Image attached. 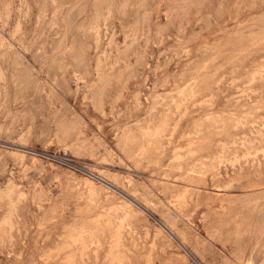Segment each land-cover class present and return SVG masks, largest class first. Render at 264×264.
<instances>
[{
	"label": "rangeland",
	"instance_id": "obj_1",
	"mask_svg": "<svg viewBox=\"0 0 264 264\" xmlns=\"http://www.w3.org/2000/svg\"><path fill=\"white\" fill-rule=\"evenodd\" d=\"M0 45V264H197L99 177L203 264L264 261V0H0Z\"/></svg>",
	"mask_w": 264,
	"mask_h": 264
},
{
	"label": "bare ground",
	"instance_id": "obj_2",
	"mask_svg": "<svg viewBox=\"0 0 264 264\" xmlns=\"http://www.w3.org/2000/svg\"><path fill=\"white\" fill-rule=\"evenodd\" d=\"M10 1H11V0H10ZM63 1H64V0H63ZM97 1H98V0H97ZM111 1H113V0H111ZM142 1H143V0H142ZM153 1H154V0H153ZM98 3H99V2H98ZM107 3H108V2H107ZM8 6H10V5H8ZM8 6H7V7H8ZM24 6H25V5H24ZM20 9H21V8H20ZM94 9H95V8H94ZM106 10H107V9H106ZM109 10H110V9H109ZM19 11H20V10H19ZM97 11H98V10H97ZM104 11H105V10H104ZM110 11H111V10H110ZM7 12H8V11H6L5 13H7ZM145 12H146V11H145ZM95 13H96V15H95L96 21L99 19L98 21L100 22V16H101V18H102V16H103L102 13L100 12L101 15H100V14H97V12H95ZM109 13L111 14V12H109ZM9 14H10V13H7L6 15L8 16ZM1 15H2V14H1ZM108 15H109V14H108ZM114 15H115V14H114ZM7 16H6V17H7ZM26 16H27V14H26ZM97 17H98V18H97ZM8 18H9V17H7L6 19L8 20ZM40 18H41V17H40ZM103 19H104V18H103ZM106 19H107V18H106ZM106 19H105V21H106ZM131 20H132V19H131ZM94 21H95V20H94ZM135 22H136V21H135ZM104 23H105V22H104ZM19 24H20V23H19ZM19 24H18V25H19ZM95 24H96V23H95ZM104 27H105V26H104ZM97 28H98V27H97ZM106 28H107V27H106ZM133 28H134V27H133ZM78 29H79V28H78ZM95 29H96V28H95ZM95 29H94V30H95ZM136 29H137V28H136ZM20 30H21V29H20ZM138 30H139V28H138ZM16 31L18 32V28H17ZM139 31H141V30H139ZM84 32H85V31H84ZM105 32H106V31H105ZM107 32H108V31H107ZM158 32H159V31H158ZM97 33H98V32H97ZM142 33H143V32H142ZM113 36H114V32H113ZM136 36H137V35H136ZM95 37H96V36H95ZM98 37H99V35H98ZM112 38H113V37H112ZM95 39H96V38H95ZM98 39H99V38H98ZM127 39H128V38H127ZM162 39H163V37H162ZM136 40H137V39H135V41H136ZM207 40H208V39H207ZM239 40H240V39H239ZM16 41H17V40H16ZM109 41H110V40H109ZM109 41H108V43H109ZM131 42H132V41H131ZM162 42H163V40H161V43H162ZM95 43H96V42H95ZM102 43H103V42H102ZM110 43H112V41H111ZM113 43H114V42H113ZM99 44H100V43H99ZM0 46H1V45H0ZM110 46H111V44H110ZM204 46H205V45H204ZM1 48H3V47H1ZM97 48H98V47H97ZM67 49H68V48H67ZM72 49H73V48H72ZM11 50H12V49H11ZM11 50H10V51H11ZM65 50H66V49H65ZM70 50H71V49H70ZM96 50H97V49H96ZM67 51H69V50H67ZM84 52H85V51H84ZM65 54H66V52H65ZM100 54H101V53H100ZM105 54H106V53H105ZM84 55H86V54L84 53ZM103 55H104V52H103ZM58 56H59V55H58ZM99 56H100V55H99ZM85 57H86V56H85ZM98 58H99V57H98ZM187 58H188V57H187ZM20 60H21V59H20ZM100 60H101V59H100ZM100 60L98 59V62H99ZM143 60H144V59H143ZM10 61H11V60H10ZM100 62H101V61H100ZM55 63H56V62H55ZM102 63H103V62H102ZM112 64H113V63H112ZM116 64H117V63H116ZM11 65H12V64H11ZM98 65L100 66V65H102V64H98ZM117 65H118V64H117ZM113 67H114V66H113ZM131 67H132V66H131ZM96 68H97V66H96ZM96 68H95V69H96ZM0 69H1V68H0ZM128 69H129V67H128ZM1 70H2V69H1ZM96 70H97V69H96ZM102 70H104V69H102ZM110 70H111V69H110ZM160 70H161V69H160ZM87 71H88V70H87ZM98 71H99V70H98ZM2 72H3V71H2ZM88 72H89V71H88ZM0 73H1V72H0ZM1 75H3V74H1ZM131 75H132V74H131ZM106 76H107V75H106ZM110 76H111V75H110ZM112 76H114V75H112ZM2 77H3V76H2ZM23 77H24V76H23ZM78 79H79V77H78ZM83 79H84V78H83ZM84 80H85V79H84ZM103 82H104V81H103ZM103 82H102V83H103ZM103 84H104V83H103ZM176 84H177V83H176ZM187 84H188V83H187ZM187 84H186V85H187ZM90 85H91V84H90ZM97 85H98V84H97ZM105 85H107V83H106ZM110 85H111V84H110ZM1 86H2V85H1ZM107 86H108V85H107ZM112 86H113V85H112ZM193 86H194V85H193ZM97 87H98V86H97ZM103 87H104V86H103ZM185 87H186V86H184L183 88H185ZM4 88H5V87H4ZM183 88H181V91H183V90H182ZM97 90H98V89H97ZM99 90H100V89H99ZM101 90H102V89H101ZM125 90H126V89H125ZM177 90H179L178 87H177ZM181 91H179L180 94H181ZM175 92H178V91H175ZM98 93H99V92H98ZM98 93H97V95H98ZM167 93H170V92H167ZM172 93H173V92H171V94H172ZM179 93H178V94H179ZM182 93H183V92H182ZM99 94H102L101 91H100ZM180 94H179V95H180ZM120 95H121V94H120ZM158 95L160 96V94H158ZM192 95H193V94H192ZM85 96H86V95H85ZM85 96H84V97H85ZM98 96H99V95H98ZM160 98H162V97H160ZM166 98H167V97H166ZM86 99H87V98H86ZM88 100H89V99H88ZM227 100H228V99H227ZM173 101H174V103H175V99H174ZM99 102H100V101H99ZM101 102H102V101H101ZM201 102H202V101H201ZM206 102H207V101H206ZM97 103H98V102H97ZM189 103H190V102H189ZM203 103H204V102H203ZM99 104H100V103H99ZM200 104H201V103H200ZM139 105H140V104H139ZM92 106H93V105H92ZM101 107H102V106H101ZM164 107H165V106H164ZM166 107H167V106H166ZM186 112H187V111H186ZM186 112H185V113H186ZM148 115H149V114H148ZM216 115H217V114H216ZM208 117H209V115L207 116V118H208ZM14 119H15V118H14ZM179 119H180V118H179ZM32 121H33V120H32ZM64 122H65V120H64ZM66 122H68V121H66ZM135 122H136V121H135ZM138 123H139V122H138ZM58 124H59V123H58ZM71 125H72V124H71ZM59 126H60V125H59ZM73 126H74V125H73ZM78 127H79V126H78ZM126 127H127V126H126ZM175 127H176V126H175ZM79 128H80V127H79ZM69 129H70V127H69ZM28 130H29V129H28ZM145 130L147 131V129H145ZM150 130H151V129H150ZM26 131H27V130H26ZM58 131H60V130H58ZM148 131H149V130H148ZM28 134H29V133H28ZM80 134H81V133H80ZM146 134H147V133H146ZM146 134H145V135H146ZM56 135H57V134H56ZM66 135H67V134H66ZM149 135H151V134H149ZM21 136H22V135H21ZM57 136H58V135H57ZM22 137H24V136H22ZM143 137H144V135H143ZM63 139H64V138H63ZM60 141L62 142V140H60ZM191 143H192V142H191ZM120 144H121V143H120ZM194 145H195V144H194ZM164 148H165V147H164ZM180 148H181V147H180ZM180 148H179V149H180ZM139 149H140V148H139ZM182 149H183V148H182ZM194 152H195V151H194ZM137 155H138V154H137ZM139 157H140V156H139ZM179 160H180V159H178V161H179ZM21 161H22V160H21ZM21 163L23 164V162H21ZM140 163H141V162H140ZM138 164H139V163H138ZM138 166H139V165H138ZM26 168H27V167H26ZM166 168H167V167H166ZM23 169H24V168H23ZM163 176H164V175H163ZM99 178L101 179V181H103V182L107 183L109 186L113 187V189L115 188L116 190H119L113 182L111 183V181H109V180H107V179H105V178H102V177H99ZM13 182H14V181H13ZM7 184H8V183H7ZM172 184H173V183H172ZM39 185H40V184H39ZM173 185H174V184H173ZM8 186H9V185H8ZM14 186H16V185H14ZM14 186H13V187H14ZM40 187H41V186H40ZM11 189H12V191H13V188H12V187H11ZM185 189H186V188H185ZM7 190L9 191V188H8ZM123 190H124V189H123ZM197 190H198V189H197ZM12 191H11V192H12ZM150 191H151V190H150ZM185 191H186V190H185ZM187 191H188V190H187ZM13 192H14V191H13ZM119 192H121V193H122L124 196H126L130 201H132L135 205H137V206H138L143 212L147 213V214L150 215V216L152 215L153 218H154V219L158 222V224L162 227V229H164L167 233H169V235H170L173 239H175V241L180 245V247H182V248L185 250V252H186V253H187V254H188V255H189V256H190V257H191V258H192L197 264H203V263H205V261L202 263V261L198 259L197 256H198L199 254H198L197 256L194 255L195 253H193V252L191 251V249L188 248V246L185 244V242H189L188 240L186 241V238H187V237H185L186 235H184V237H185V242H184V240L181 239V237H182L183 235H179V236H181V237H179V236L174 232L175 230L173 231V230L171 229V228H172V225H170V226H171V228H170L165 222H163L161 219H159L158 217H156V216L154 215V213H151V211L149 210L148 207H145L144 205L140 204V203L137 202L135 199H133V197L129 196L127 193L122 192L121 190H120ZM135 193H136V192H135ZM140 193H141V192H140ZM184 193L186 194L187 192H184ZM129 194H130V193H129ZM149 194H150V193H149ZM182 194H183V192H182ZM182 194H181V195H182ZM1 195H2V194H1ZM24 195H25V194H24ZM134 195H136V194H134ZM178 195H179V194H178ZM181 195H179V196H181ZM192 195H193V194H192ZM3 196H5V195H3ZM8 196H9V195H8ZM10 196H11V194H10ZM10 196H9V197H10ZM108 196H109V195H108ZM179 196H178V198H179ZM22 197H23V196H22ZM24 197H25V196H24ZM24 197H23V198H24ZM92 197H93V196H92ZM185 197H186V196H185ZM3 198H4V197H2V199H3ZM25 198H26V197H25ZM176 199H177V197H176ZM180 199H181V198H180ZM3 200H4V199H3ZM94 200H95V199H94ZM34 201H35V200H34ZM122 201H123V200H122ZM157 201H158V200H157ZM159 201H160V199H159ZM124 202H125V201H124ZM180 202H181V205H182V203L184 204L185 201H184V202L180 201ZM186 203H187V202H186ZM186 203H185V204H186ZM12 204H13V203H12ZM12 204H10V205H12ZM38 204H39V203H38ZM179 204H180V203H179ZM10 205H9V206H10ZM14 205H15V204H14ZM14 205H13V206H14ZM40 205H41V204H40ZM91 205H92V204H91ZM91 205H89V206H91ZM121 205H122V204H121ZM123 205H124V204H123ZM126 205H127V204H126ZM128 205H129V204H128ZM128 205H127V206H128ZM169 205H170V204H169ZM181 205H180V206H181ZM85 206H86V205H85ZM114 206L116 207V204H115ZM119 206H120V205H119ZM130 206H131V205H130ZM163 206H164V205H163ZM174 206H175V205H174ZM178 206H179V205H178ZM86 207H87V206H86ZM115 207H114V208H115ZM117 207H118V206H117ZM117 207H116V208H117ZM122 207H123V206H122ZM122 207H121V208H122ZM9 208H10V207H9ZM82 208H83V207H82ZM82 208H81V209H82ZM114 208H113V209H114ZM118 208H119V207H118ZM163 208H164V207H163ZM182 208H183V206H182ZM124 209H125V208H124ZM169 209H170V208H169ZM180 209H181V208H180ZM180 209H179V210H180ZM224 209H225V208H224ZM10 210H12V209L10 208ZM15 210H17V209H15ZM110 210H112V209H110ZM13 211H14V210H13ZM116 211H117V209H116ZM107 213H108V212H107ZM111 213H113V212L111 211ZM126 213H127V212H126ZM169 213H170V212H169ZM169 213H168V215H169ZM13 214H14V213H13ZM77 214H78V212H77ZM108 214L110 215V212H109ZM108 214H107V215H108ZM113 214H114V213H113ZM115 214H116V213H115ZM8 215H9V214H8ZM17 215H18V214H17ZM101 215H102V213H101ZM109 215H108V216H109ZM116 215H117V214H116ZM114 216H115V215H114ZM117 216H118V215H117ZM117 216H116V217H117ZM127 216H129V213H128ZM152 216H151V217H152ZM101 217H102V216H101ZM104 217H106V219H107V216H106V215H105ZM104 217H102L101 220H104V219H103ZM109 217H110V216H109ZM112 217H113V215H112ZM124 217H125V216H124ZM178 217H179V216H178ZM97 218H98V217H97ZM114 218H115V217H114ZM126 218H127V217H126ZM171 218H172V217H171ZM2 219H3V218H2ZM7 219H8V218H7ZM51 219H52V218H51ZM109 219H110V218H108V220H109ZM165 219H166V218H165ZM173 219H174V218H173ZM179 219H180V218H179ZM5 220H6V219H5ZM9 220H10V219H9ZM95 220H96V218H95ZM97 220L100 221V219H97ZM97 220H96V223H100V222H101V221L99 222V221H97ZM115 220H116V219H115ZM121 220H122V219H121ZM125 220H126V219H125ZM125 220H124V221H125ZM7 221H8V220H6V222H7ZM10 221H11V220H10ZM10 221H9V222H10ZM116 221H118V219H117ZM119 221H120V220H119ZM182 221H183V220H182ZM2 222H3V221H2ZM90 222H91V221H90ZM93 222H95V221H93ZM93 222H91V223H93ZM110 222H111V221H110ZM110 222H109V224H108L109 226L112 225ZM120 222H123V221H120ZM125 222H127V221H125ZM173 222H174V221H173ZM176 222H177V221H176ZM3 223H4V222H3ZM3 223H2V224H3ZM96 223H94V226L96 225ZM101 223H102V222H101ZM103 223L106 224V223H108V222L103 221ZM116 223H117V222H116ZM11 224H12V223H11ZM11 224H10V225H11ZM83 224H85V223H83ZM83 224H82V226H83V227H86V226H84ZM110 224H111V225H110ZM113 224H114V223H113ZM122 224H123V223H122ZM122 224H121V225H122ZM10 225H9V227L13 228V226H10ZM65 225H66V224H65ZM65 225H64V226H65ZM67 225H68V224H67ZM67 225H66V226H67ZM71 225L73 226V224H71ZM71 225H69V227H70ZM85 225H86V224H85ZM117 225H118V223H117ZM121 225H120V227H121ZM173 225H174V228H175V227H176L175 225H178V224H175V223H174ZM0 226H1V225H0ZM43 226H44V225H43ZM66 226H65V227H66ZM89 226H90V225H89ZM94 226H93V227H94ZM97 226H98V225H97ZM109 226H108V227H109ZM122 226H123V225H122ZM178 226H179V225H178ZM4 227H5V226H3V228H4ZM65 227H64V228H65ZM67 227H68V226H67ZM74 227H79V226H74ZM74 227H73V228H74ZM95 227H96V226H95ZM98 227L101 228L100 225H99ZM106 227H107V225H106ZM112 227H113V225H112ZM118 227H119V226H118ZM120 227H119V228L116 227L118 230H117L116 228H114V230L120 231V230H121ZM124 227H125V225H124ZM128 227H130V226H128ZM184 227H185V226H183V228H184ZM1 228H2V227H0V229H1ZM44 228H45V227H44ZM71 228H72V227H71ZM81 228H82V227H80V231H79L80 233L83 231V230H81ZM102 228H103V225H102ZM102 228H101V229H102ZM146 228H147V227H146ZM174 228H173V229H174ZM186 228H187V227H186ZM4 229H5V228H4ZM68 229H69V228H68ZM74 229H75V228H74ZM89 229H90V228H89ZM89 229H88V230H89ZM107 229H108V228H107ZM119 229H120V230H119ZM122 229H123V228H122ZM130 229H131V228H130ZM144 229H145V228H144ZM176 229H178V228H176ZM180 229H182V228L180 227L179 230H180ZM13 230H14V229H13ZM66 230H67V229H66ZM70 230H71V231H70ZM75 230L77 231V229H75ZM78 230H79V229H78ZM86 230H87V229H86ZM88 230H87V231H88ZM90 230H91V229H90ZM90 230H89V231H90ZM95 230L97 231V233L99 232L98 228L95 229ZM95 230L93 231L94 233L89 234L90 232H89V233L87 232V234H86V233H85V234L83 233L82 235H85V236H86V235L89 234V235H91V236H89V235H88V236L92 238V236H94V235H92V234H95V232H96ZM103 230H104V228H103ZM103 230L100 231L102 234L105 233V232H104V233L102 232ZM123 230L125 231V228H124ZM183 230H185V228H184ZM2 231L5 232V230H2ZM10 231H12V229H11ZM18 231H19V230H18ZM55 231H56V230H55ZM69 231L71 232V233H70L71 236H70L69 234H67V235H69L70 237L67 236V235H65V234H63V235L65 236V238L68 237V238L70 239L71 237H73L72 235H74V234L76 235V234L78 233V231H77V233H76V232H72V231H73L72 229H69ZM104 231H105V230H104ZM109 231L111 232V229H110V230L108 229V232H109ZM117 231H115V232H117ZM186 231H187V230H186ZM4 232L1 233V236H2V234L4 235ZM6 232H7V231H6ZM66 232H67V231H66ZM100 232H99V233H100ZM110 232H109V233H110ZM113 232H114V231H113ZM134 232H135V231H134ZM147 232H148V231H147ZM97 233H96V235H97ZM117 233H119V232H117ZM177 233H179V232H177ZM180 233H181V231H180ZM180 233H179V234H180ZM10 234H11V232H10ZM10 234H9V235H10ZM111 234H112V232H111ZM114 234H116V233H114ZM146 234H147V233H146ZM148 234H150V232H148ZM182 234H184V231H182ZM185 234H187V233H185ZM75 235H74V239H77L75 242L73 241L75 244H76V243H77V244L80 243L79 245H80V247H82L81 244H83V242L85 241V245H87V247H85V245L83 244V247H85V250H84L83 248H82V249H83V251L86 253V249L88 248V244H86V242L89 241V238L87 237V238H88V240H87L86 238H83V236L81 235V236H82L81 238L84 239V241L82 242V240H81V239H80L81 241L78 240L79 237H75ZM189 235H191V234H188V236H189ZM39 236H40V235H39ZM77 236H80L79 233L77 234ZM98 236H101V235H98ZM98 236L96 237L97 240H98ZM102 236H103V235H102ZM113 236H114V235H113ZM118 236H120V238H121V237L123 236V234L121 235V232H120L119 235H117V237H118ZM139 236H140V235H139ZM146 236H147V235H146ZM110 237H112V235H110ZM148 237H149V236H148ZM184 237H182V238H184ZM6 238H7V237H6ZM10 238H11V237H10ZM65 238H64V241L66 240V241L68 242L67 238H66V239H65ZM93 238H94V237H93ZM115 238H116V237H115ZM120 238H119V240H120ZM154 238H155V237H154ZM40 239H41V238H40ZM74 239H72V240H74ZM85 239H86V240H85ZM117 239H118V238H117ZM12 240H13V239H12ZM62 240H63V238H62ZM72 240H71V241H72ZM91 240H92V239H91ZM91 240H90V241H91ZM94 240H96V239H94ZM112 240H113V242L115 243V241H114L113 238H112ZM121 240H122V239H121ZM166 240H167V239H166ZM64 241L61 242V244H62V243L65 244ZM78 241H80V242L78 243ZM154 241H155V239H154ZM2 242H3V241H2ZM67 242H66V243H67ZM73 242H71V243L73 244ZM97 242H98V241H97ZM110 242H112V241H110ZM190 242H191V245H193L191 239H190ZM5 243H6V242H5ZM93 243H94V242H93ZM118 243H119V242H118ZM120 243H121V242H120ZM120 243H119V244H120ZM204 243H205V242H204ZM64 244H63V245H64ZM69 244H70V243H69ZM69 244H68V246H69ZM72 244H70L71 247H70V246H69V247H68V246L65 247L67 244H65V246H61V250H63L62 252H64V249H62L63 247L66 248L67 250H70V249H68V248H71V249H72V248H73V247H72V246H73ZM90 244L92 245V243H90ZM101 244H102V243H101ZM112 244H113V243H112ZM112 244H111V245H112ZM119 244H117V240H116V243L114 244V246L112 245L113 249L117 247V246H115V245H119ZM167 244H169V243H167ZM97 245H98V244H97ZM120 245H122V243H121ZM155 245H156V244H155ZM169 245H170V244H169ZM59 246H60V245H59V243H58V248H60ZM99 246H101L100 243H99ZM123 246H124V245H123ZM134 246H135V245H134ZM152 246H153V245H151V247H152ZM166 246H167V245H166ZM75 247H77V246H75ZM80 247H77V249H81ZM109 247H110V245H109ZM112 247H111V249H112ZM154 247H155V246H154ZM204 247H205V246H204ZM55 248H57V247H55ZM122 248H124V247H122ZM49 249H50V248H49ZM90 249H91V248H89V250H90ZM111 249H110V251H111ZM117 249L119 250L118 247H117L116 249H114V250H117ZM54 250H55V249L50 250V251L53 252ZM56 250H57V249H56ZM56 250H55V251H56ZM74 250H75V249H74ZM114 250L112 251V253H114ZM124 250H125V248H124ZM126 250H127V248H126ZM128 250H129V249H128ZM78 251L80 252L79 255H80V254H82V255L84 254V252H83L82 250H78ZM78 251H77V252H78ZM81 251H82L83 253H81ZM59 252H60V251H59ZM95 252H96V250L94 251V253H95ZM115 252H116V251H115ZM49 253H50V252H49ZM53 253H54V252H53ZM66 253H67V252H66ZM72 253H73V252H71L69 255H71ZM109 253H110V252H109ZM112 253H110V254H112ZM118 253H119V252H118ZM118 253H115V255L112 254V255H114V257L112 256L111 260L114 258V259H113L114 261H111V260H110V263H112V262H113V263H116V262H115V257H116L117 261H118V258H119V259L124 258L123 255L125 256V254H123V253L120 252V254H123L122 257L120 258V257L118 256V255H119ZM58 254H59V253H57V255H58ZM75 254H77L76 251H75ZM106 254H107V256L109 257V254H108V253H106ZM117 254H118V255H117ZM69 255H67V257H68L67 259H69V260H71V261H74V260H75V259L73 258L74 255L71 256V259H70ZM77 255H78V254H77ZM96 255H97V254H96ZM101 255H102V254H101ZM162 255H163V254H162ZM222 255H223V254H222ZM19 256H21V255H19ZM87 256H88V255H87ZM142 256H144V255H142ZM145 256H146V255H145ZM218 256H219V255H218ZM42 257H44V256H42ZM56 257H57V256H56ZM74 257H76V256H74ZM77 257H79V256H77ZM80 257H82L81 260L83 261V256L80 255ZM85 257H86V256H85ZM97 257H98V256H97ZM117 257H118V258H117ZM146 257H148V255H147ZM149 257H150V255H149ZM149 257H148V258H145V261H147V260L149 259ZM106 258H107V257H106ZM106 258H105V260H106ZM126 258H127V257H126ZM150 258H151V257H150ZM169 258H170V256H169ZM55 259H56V258H55ZM67 259H65V260H67ZM76 259H77V258H76ZM96 259L98 260V258H96ZM109 259H110V258H109ZM151 259H152V258H151ZM164 259H165V258H164ZM164 259L162 258V262H164V261H163ZM63 260H64V259H63ZM69 260H68V262H69ZM107 260H108V258H107ZM121 260L123 261L124 259H121ZM141 260H142V258H141ZM168 260H169V259H168ZM171 260H172V259H171ZM184 260H185V259H184ZM203 260H204V259H203ZM263 260H264V259H263ZM71 261H70V262H71ZM129 261H130V260H129ZM238 261H239V260H238ZM45 262H46V261H45ZM63 262H64V261H63ZM66 262H67V261H66ZM70 262H69V263H70ZM74 262H75V261H74ZM74 262H73V263H74ZM151 262H152V261H151ZM167 262H168V261H167ZM167 262H166V263H167ZM251 262H252V261H251ZM262 262H264V261H261V264H262ZM76 263H77V262H76ZM76 263H75V264H76ZM83 263L85 264V261H84ZM113 263H112V264H113ZM119 263H122V262L118 261V264H119ZM172 263H173V262H172ZM172 263H171V264H172ZM253 263H254V262H253ZM67 264H68V263H67ZM70 264H72V263H70ZM122 264H123V263H122ZM147 264H150V263H148V261H147ZM151 264H152V263H151ZM176 264H177V263H176ZM243 264H244V263H243ZM247 264H249V263H247Z\"/></svg>",
	"mask_w": 264,
	"mask_h": 264
},
{
	"label": "water",
	"instance_id": "obj_3",
	"mask_svg": "<svg viewBox=\"0 0 264 264\" xmlns=\"http://www.w3.org/2000/svg\"><path fill=\"white\" fill-rule=\"evenodd\" d=\"M118 191H120V190H118ZM152 216V215H151ZM153 217V216H152Z\"/></svg>",
	"mask_w": 264,
	"mask_h": 264
}]
</instances>
